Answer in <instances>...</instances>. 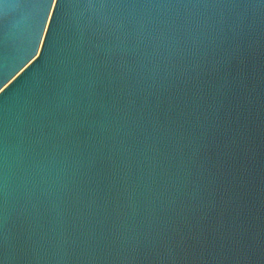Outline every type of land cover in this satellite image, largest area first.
<instances>
[{"label": "water", "instance_id": "1", "mask_svg": "<svg viewBox=\"0 0 264 264\" xmlns=\"http://www.w3.org/2000/svg\"><path fill=\"white\" fill-rule=\"evenodd\" d=\"M0 264H264V0H0Z\"/></svg>", "mask_w": 264, "mask_h": 264}]
</instances>
